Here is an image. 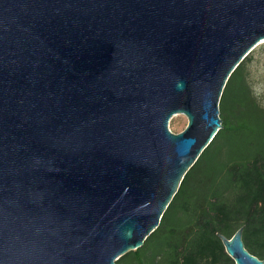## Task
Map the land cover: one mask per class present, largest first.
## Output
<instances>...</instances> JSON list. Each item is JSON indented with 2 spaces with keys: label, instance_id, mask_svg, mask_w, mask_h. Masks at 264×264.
Listing matches in <instances>:
<instances>
[{
  "label": "water",
  "instance_id": "obj_1",
  "mask_svg": "<svg viewBox=\"0 0 264 264\" xmlns=\"http://www.w3.org/2000/svg\"><path fill=\"white\" fill-rule=\"evenodd\" d=\"M262 40L264 0H0V264L142 247ZM242 232L226 254L263 264Z\"/></svg>",
  "mask_w": 264,
  "mask_h": 264
},
{
  "label": "trees",
  "instance_id": "obj_2",
  "mask_svg": "<svg viewBox=\"0 0 264 264\" xmlns=\"http://www.w3.org/2000/svg\"><path fill=\"white\" fill-rule=\"evenodd\" d=\"M222 128L184 175L158 227L115 264H235L218 234L241 227L244 248L264 264V103L244 60L219 101Z\"/></svg>",
  "mask_w": 264,
  "mask_h": 264
},
{
  "label": "rangeland",
  "instance_id": "obj_3",
  "mask_svg": "<svg viewBox=\"0 0 264 264\" xmlns=\"http://www.w3.org/2000/svg\"><path fill=\"white\" fill-rule=\"evenodd\" d=\"M244 69L252 90L260 102L264 103V40L259 42L244 59ZM187 125L182 115H175L169 121L168 129L174 133H181Z\"/></svg>",
  "mask_w": 264,
  "mask_h": 264
}]
</instances>
